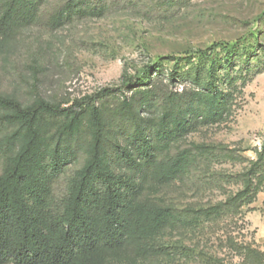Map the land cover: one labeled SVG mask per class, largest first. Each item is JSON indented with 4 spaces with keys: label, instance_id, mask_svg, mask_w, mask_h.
<instances>
[{
    "label": "trees",
    "instance_id": "16d2710c",
    "mask_svg": "<svg viewBox=\"0 0 264 264\" xmlns=\"http://www.w3.org/2000/svg\"><path fill=\"white\" fill-rule=\"evenodd\" d=\"M111 1L64 0L48 22L101 16ZM46 2L0 0V44L35 22ZM192 58L164 71L154 63L126 72L116 90L73 101L0 90V264H163L167 233L253 202L264 188V143L241 173L242 189L216 205L178 207L155 190L202 161L236 158L223 145L179 146L226 119L247 82L227 52ZM74 165L58 195L57 182ZM246 254L262 262L258 251Z\"/></svg>",
    "mask_w": 264,
    "mask_h": 264
},
{
    "label": "rangeland",
    "instance_id": "374dc122",
    "mask_svg": "<svg viewBox=\"0 0 264 264\" xmlns=\"http://www.w3.org/2000/svg\"><path fill=\"white\" fill-rule=\"evenodd\" d=\"M62 1L47 0L35 22L14 29L0 44V90L73 101L116 90L124 73L137 75L154 63L164 71L191 57L200 63L227 52L235 71L247 77L232 112L192 131L179 146L223 145L236 158L202 161L155 190L178 207L202 208L242 189L241 173L264 143V0H179L170 8L163 0H112L101 16L55 27L48 15ZM76 166L57 182L58 195L65 193ZM165 243L171 254L163 264H256L246 254L249 248L264 264V188L239 209L167 233Z\"/></svg>",
    "mask_w": 264,
    "mask_h": 264
}]
</instances>
